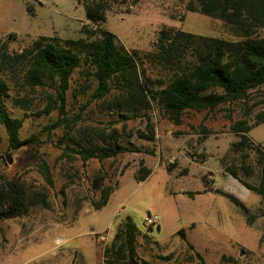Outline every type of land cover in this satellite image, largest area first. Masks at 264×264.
<instances>
[{
    "label": "rangeland",
    "instance_id": "374dc122",
    "mask_svg": "<svg viewBox=\"0 0 264 264\" xmlns=\"http://www.w3.org/2000/svg\"><path fill=\"white\" fill-rule=\"evenodd\" d=\"M85 2L99 3L105 13L100 26L139 52L151 50L166 26L223 39L264 36V27L225 24L199 12L196 0H0L1 42L15 50L40 35L79 38L90 31L96 37V24L85 18ZM82 25L88 32H81ZM14 81L13 95L21 90ZM77 88L73 84L66 97V116L79 115L69 126H56L57 111L40 113L53 93L50 87L28 93L26 110L6 101L8 113L22 120L20 139L32 137V143L10 149L0 123V183L22 184L27 197L19 216L0 219V264H105L104 249L126 216L140 235L135 257L122 264H264V203L239 181L259 185L264 87L212 111H185L179 124L154 103L138 116L122 118L90 100V88L84 94ZM238 121L247 129L242 147L232 144L241 139L233 129ZM150 129L149 140L143 135ZM100 134L119 146L114 157L82 162L58 149L71 143L70 136L84 140ZM41 160L53 187L40 172ZM145 170L150 174L140 180ZM105 187L113 192L95 209L91 201H98ZM221 193L236 197L248 212ZM149 214L158 215L159 226L145 223Z\"/></svg>",
    "mask_w": 264,
    "mask_h": 264
},
{
    "label": "trees",
    "instance_id": "16d2710c",
    "mask_svg": "<svg viewBox=\"0 0 264 264\" xmlns=\"http://www.w3.org/2000/svg\"><path fill=\"white\" fill-rule=\"evenodd\" d=\"M196 2L199 12L217 17L225 24L264 27V0ZM84 4L85 18L96 24V37L88 35L87 25H82L81 32H88L85 37L60 39L40 35L26 45L19 44L15 50H10L0 39V123L7 134L10 149L31 144L32 137L20 139L22 120L8 113L6 101L10 99L26 110L27 94L45 87L52 88L53 93H49L40 113L57 111L59 120L56 126L62 125V122L67 126L74 125L78 120V114L72 118L65 114L66 97L73 84L82 94L90 88V100L100 101V108L117 113L122 118L138 116L154 103L175 124L180 123L185 111H212L227 102L246 100L252 91L264 87V36L244 35L239 39H223L166 26L158 31L151 50L139 52L127 49L113 33L100 26L105 20V13L99 3ZM9 36L16 42L14 34ZM75 74L79 75L78 78H74ZM12 80L21 88L14 95L10 86ZM259 121L264 124V117H260ZM244 123L238 121L233 126L241 133V139L232 143L235 147H242L247 141L244 135L247 129L242 127ZM149 131L150 134L143 137L150 140L153 131ZM68 140L71 143L58 144L61 154L69 156L73 153L82 162L89 159L102 161L118 153L119 146L103 139V134L84 140L73 135ZM259 153L261 174L258 186L239 180L234 171L230 174L247 189L259 194L264 203V153ZM38 165L46 183L53 187L47 163L41 160ZM148 174L150 171L145 170L138 178L144 179ZM93 184L99 188V179H94ZM112 192L110 187L102 188L100 199L91 201L92 206L102 208ZM221 194L245 213L248 212L236 197ZM26 199L22 184L11 181L0 183V219L19 216L26 206ZM178 234L185 238L183 230ZM139 235L129 216L121 219L111 243L104 249V263L122 264L134 258ZM195 254L201 258L199 252Z\"/></svg>",
    "mask_w": 264,
    "mask_h": 264
},
{
    "label": "built area",
    "instance_id": "2783aa9c",
    "mask_svg": "<svg viewBox=\"0 0 264 264\" xmlns=\"http://www.w3.org/2000/svg\"><path fill=\"white\" fill-rule=\"evenodd\" d=\"M145 223L147 225L153 226L154 224H157L159 221L158 215L156 214H149L147 217H145Z\"/></svg>",
    "mask_w": 264,
    "mask_h": 264
},
{
    "label": "water",
    "instance_id": "95a60500",
    "mask_svg": "<svg viewBox=\"0 0 264 264\" xmlns=\"http://www.w3.org/2000/svg\"><path fill=\"white\" fill-rule=\"evenodd\" d=\"M6 158L8 160L9 163H11V157H9L8 155H6ZM130 264H135L133 261H130Z\"/></svg>",
    "mask_w": 264,
    "mask_h": 264
}]
</instances>
